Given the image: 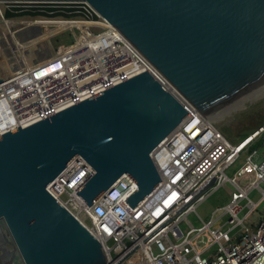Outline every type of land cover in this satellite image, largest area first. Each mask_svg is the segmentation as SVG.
I'll use <instances>...</instances> for the list:
<instances>
[{"label": "water", "instance_id": "water-1", "mask_svg": "<svg viewBox=\"0 0 264 264\" xmlns=\"http://www.w3.org/2000/svg\"><path fill=\"white\" fill-rule=\"evenodd\" d=\"M0 1L88 3L178 94L143 72L0 133V229L12 248L8 264H108L99 242L47 186L81 158L93 171L75 193L87 207L124 174L137 188L125 202L137 206L160 182L151 153L185 120L186 103L208 118L264 84V0Z\"/></svg>", "mask_w": 264, "mask_h": 264}, {"label": "built area", "instance_id": "built-area-1", "mask_svg": "<svg viewBox=\"0 0 264 264\" xmlns=\"http://www.w3.org/2000/svg\"><path fill=\"white\" fill-rule=\"evenodd\" d=\"M9 21H17L11 27L15 38L39 28L25 43L57 44L40 61L29 63L23 54L9 51L7 60L0 61V119L12 123L3 131L25 128L143 72L177 94L86 2L0 1V22ZM185 109L182 124L151 153L159 184L133 209L125 200L137 188L126 174L87 207L75 194L93 174L81 158L46 191L99 242L108 264L123 258L121 264H264V213L259 211L264 202V152L245 155L233 175L226 174L252 146L264 145V124L231 144L191 105L186 103ZM226 183L234 189L229 202L203 221L196 208ZM253 192L259 196L256 201L250 197ZM191 214L199 226L187 220Z\"/></svg>", "mask_w": 264, "mask_h": 264}, {"label": "rangeland", "instance_id": "rangeland-1", "mask_svg": "<svg viewBox=\"0 0 264 264\" xmlns=\"http://www.w3.org/2000/svg\"><path fill=\"white\" fill-rule=\"evenodd\" d=\"M12 32V31H11ZM39 33V28L34 27L27 32L21 33L22 36L16 37L18 42L16 44L19 48V44L21 43V51L25 60H28L29 63L33 61H40L48 57L50 51L55 49V45L57 42L52 41L50 46L46 43H42L38 45V47L34 46L36 42H24L26 38L35 36ZM26 34V35H25ZM25 35V36H24ZM15 38V40H16ZM24 42V43H23ZM30 49V50H28ZM7 58L9 57L8 51H5ZM2 71L0 70V74ZM262 86L261 88H263ZM261 88L257 89V91L252 94L257 93ZM246 97V96H245ZM227 109V108H226ZM225 110V109H223ZM222 110H220L221 112ZM216 113H219L216 112ZM264 117V92L261 96H256L252 98H247L243 101L242 105L235 108L233 111L223 114L216 118L213 121L215 128L221 132L231 144H235L236 142L242 139V133L248 129L256 128L258 122L261 118ZM258 150V153L264 152V145L261 142L252 146L249 149V152H245L240 156V158L234 163V165L226 171V174L230 177L233 173L243 164L245 155L251 153L252 151ZM233 187L226 183L221 188H219L216 192L210 194V196L202 202L195 210L196 214L203 220L208 221L213 214V211L219 207L225 206L230 199V192L233 191ZM250 197L253 201H256L259 197L256 192L251 193ZM261 213H264V202L262 207L259 210ZM256 219V216L252 217V220ZM187 220L191 222L193 226H199L201 222L197 218L195 214H191L187 216ZM0 262L6 259L7 253L10 250V244L7 240V237L4 235V232L0 229ZM1 262V263H2ZM4 264H8L4 263Z\"/></svg>", "mask_w": 264, "mask_h": 264}, {"label": "bare ground", "instance_id": "bare-ground-1", "mask_svg": "<svg viewBox=\"0 0 264 264\" xmlns=\"http://www.w3.org/2000/svg\"><path fill=\"white\" fill-rule=\"evenodd\" d=\"M16 23H17V21H11V22L9 21L6 23L0 22V61H6L7 60V56L5 54V51H9L12 53L17 52L19 55L23 54L21 51V43L19 44V48H18V46L16 44V41L18 42V40L17 39L15 40V37H14L13 33L11 32V27ZM7 68L10 69V67H4L3 69L5 71H9ZM262 86H264V84L261 85L260 87H258L257 89L261 88ZM257 89L250 92L246 97H243V98L237 100L236 102L232 103L231 105L223 108L225 110L221 109L222 110L221 112L219 111V113H214V114L208 116V119L211 122H213L214 120H216L217 117H219L223 114L229 113V112L233 111L235 108L241 106L243 101L246 100L247 98H252L253 96L254 97L261 96V94L264 92V87L261 88L257 93L252 94L253 92L257 91ZM11 124H10V121L4 120V118L0 119V132L3 131L4 129L8 128ZM4 235L6 237H8L7 233L6 234L4 233ZM11 251H12V248H10L9 253H7L6 259L3 262L1 261L2 263L0 262V264H4V263L8 262L10 255H11Z\"/></svg>", "mask_w": 264, "mask_h": 264}, {"label": "trees", "instance_id": "trees-1", "mask_svg": "<svg viewBox=\"0 0 264 264\" xmlns=\"http://www.w3.org/2000/svg\"><path fill=\"white\" fill-rule=\"evenodd\" d=\"M7 18H10V17H15V16H13V15H10V14H6L5 15ZM264 124V117L263 118H261V120L258 122V125L256 126V128H259L261 125H263Z\"/></svg>", "mask_w": 264, "mask_h": 264}]
</instances>
